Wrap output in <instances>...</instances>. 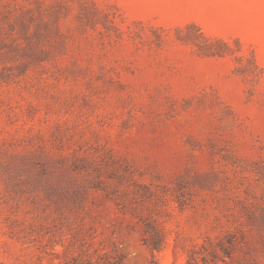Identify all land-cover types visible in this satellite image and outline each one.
<instances>
[{
  "label": "rangeland",
  "instance_id": "rangeland-1",
  "mask_svg": "<svg viewBox=\"0 0 264 264\" xmlns=\"http://www.w3.org/2000/svg\"><path fill=\"white\" fill-rule=\"evenodd\" d=\"M107 255L264 264V0H0V264Z\"/></svg>",
  "mask_w": 264,
  "mask_h": 264
},
{
  "label": "trees",
  "instance_id": "trees-1",
  "mask_svg": "<svg viewBox=\"0 0 264 264\" xmlns=\"http://www.w3.org/2000/svg\"><path fill=\"white\" fill-rule=\"evenodd\" d=\"M159 237H161V236H159ZM157 241H159V245H157L158 247H154L156 243H154L153 247L156 248V249H158V250H160L161 247H162V244H163L162 243L163 242L162 237L161 238H158L157 237ZM107 256L110 258V260H108L107 262H105V264H125L121 258L114 260V259H111V257L109 255H107ZM151 264H158L157 263V260H153L151 262Z\"/></svg>",
  "mask_w": 264,
  "mask_h": 264
}]
</instances>
